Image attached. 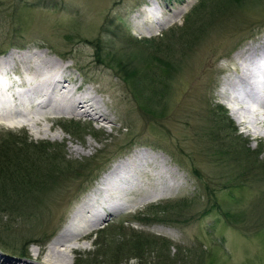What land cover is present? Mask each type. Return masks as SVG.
Wrapping results in <instances>:
<instances>
[{"label":"rangeland","instance_id":"1","mask_svg":"<svg viewBox=\"0 0 264 264\" xmlns=\"http://www.w3.org/2000/svg\"><path fill=\"white\" fill-rule=\"evenodd\" d=\"M195 1L0 0V45L3 44L0 49L6 48L9 43L8 38L9 41L23 46L22 49L13 47L7 49L0 55V62L6 60L4 63L6 66L12 63L17 66V63H24V59L28 56L33 57L38 54L61 62L74 73L77 81L79 80L81 84L86 83L90 92L94 94L99 110L106 115V119L101 122L80 123L82 127H85L84 136H80L79 133H75L74 136L66 134L65 128L55 122L54 118L47 120L40 118L37 120L39 124L34 125L36 127L24 126L21 122L18 125L11 124L10 128L0 126V132L24 130L27 137L35 142L55 143L60 146V155L65 154L70 162L79 163L96 156L98 157L94 161L95 164L106 158L110 159L106 170L117 162L118 158L127 156L133 149L143 145L148 146L145 148H149L152 152L148 151V154L141 157L139 161L147 173L144 178L145 185H142L140 189L137 186L129 187V194L121 195L120 198L127 204L134 203L135 200L139 201V205L135 209L132 208V212L126 215L106 216L105 218L109 220L101 222L99 228L107 223L124 221V225L166 237L171 242L168 256L174 258L170 264H264V181L257 176L255 179L249 177L240 182V179L234 175L237 184L232 188H229L227 183L223 186L215 185L218 189V201L241 210L245 213L244 218L247 216L242 221H236V224L224 222L221 215L215 209L208 208L203 201H200L195 209L193 207L189 210L188 217L192 216V218L184 225L175 222L173 225L155 222L145 225L134 221L135 214L151 204L158 205L161 202H171L182 197L192 200L201 194L199 181L186 169L189 164H195L203 175L212 176L215 173V166L208 164L211 162L203 156L204 154L192 156L194 162L185 157L186 154H194V150L192 147L187 148V144L190 146L191 141L185 144L184 139L197 132L193 125L196 120H199V112L209 98L214 103L222 104L228 116L234 108L239 109L242 122L236 123L232 116L230 118L233 119L238 133L247 137L251 149L258 144L263 146L259 157L264 164V91L259 97H250V101L235 98L240 97L238 94L242 89H240L242 81L237 78V63L233 59V56L248 44L250 46L248 50L246 49V54L247 52L257 53L259 48L260 51H264V40L257 41L261 35H264V23L259 25L258 33L251 35L236 47L238 42L247 35L249 28L261 19L258 17L264 16L261 11L257 13L247 11L245 18H233V26L225 31L218 26L212 30L208 29L206 35L196 43L195 47L182 54L181 71L179 70L176 74L172 92L174 121L169 120L165 124L156 125L149 120L146 121L144 114L123 86V82L110 70L95 65V61L92 60L94 49L90 41L98 39L105 47L114 39L112 34L121 30H125L138 39L157 36L164 29H169L175 24L181 26L186 11L194 5ZM148 12L154 18H146L144 14ZM69 35L71 38L68 40L65 36ZM82 39L85 42L81 41ZM234 47L236 48L233 49ZM59 54H64L65 58L72 56L73 59L63 60ZM11 57L14 62L8 61ZM17 59L19 61H16ZM76 63L80 68L82 67V71H85V79L74 69ZM260 63L263 68L264 64ZM77 64L76 67H78ZM222 90L226 96L231 97L230 100L229 98L221 99L219 93ZM14 104L13 109L22 107L21 104ZM30 119L36 118L30 116ZM185 120L189 122L187 126L183 124ZM43 127L47 128L48 135L42 134ZM128 139L132 140L133 146L122 151ZM155 146L161 148L154 149ZM119 150L122 153H118ZM171 152L176 154V160L171 156ZM189 157L191 158L190 155ZM94 167L93 164L92 168ZM114 168L115 166L109 169V172ZM106 170L99 174V178L86 192L80 191L81 194L75 198L73 196H76L75 193L83 184L82 180L80 178L75 180L74 176H65L66 174L65 177L57 179L55 191L45 194L42 201L35 205L34 211L37 217L16 220L13 227V230L17 228L14 233L19 234L20 240L25 239V241L37 242L50 231L54 234L49 237L45 245L39 242L37 245L28 244L25 250L26 259L18 255L10 256L8 252V254L0 252V264H38L43 262L42 259L48 258L52 262L65 264L66 256L73 264V255L92 250L94 233L99 228L94 231L89 230L83 235L75 234L78 231L76 230L78 223H84L82 220H86V215L80 206L87 200L85 197L87 193L96 194L95 191L99 190L97 183L101 187V179L109 173L103 176ZM167 172H171V175ZM123 174L126 178L129 176V174ZM89 196L92 197L90 194L87 195L88 198ZM232 199L238 200L239 203H232ZM109 200L110 198L101 201L99 205L96 204L92 211L96 212L99 207H102V212L107 214L108 210L105 206L109 204ZM200 212L202 214L198 215ZM69 223L68 234L62 237L63 242L51 248L50 244L56 238L58 239L63 228ZM244 229H248L247 233ZM113 239L110 238L106 242L110 243ZM17 240L16 237L14 241L8 240V242L18 246L20 243H17ZM102 243L104 244V241ZM66 245L73 247L71 252L65 250ZM145 258L148 261L146 264H150L154 260V254L147 255ZM135 262L137 261L133 259L123 261L122 264H135Z\"/></svg>","mask_w":264,"mask_h":264},{"label":"trees","instance_id":"2","mask_svg":"<svg viewBox=\"0 0 264 264\" xmlns=\"http://www.w3.org/2000/svg\"><path fill=\"white\" fill-rule=\"evenodd\" d=\"M247 11L251 13L261 11L263 15L264 0H196L194 5L186 11L181 26L175 24L169 29H164L157 36L138 39L125 30H121L112 34L114 39L105 47L98 39L90 41L94 49L92 60L95 61V65L110 70L123 82V86L144 114L146 121L149 120L156 125L165 124L169 120L174 121L172 92L176 74L179 70L181 71L182 54L195 47L196 43L206 35L208 29L212 30L218 26L225 31L233 26V18H245ZM258 18L263 20L257 19L258 22L249 28L242 40H238L236 47L259 32L258 28L264 23V16ZM65 37L69 40L71 35ZM8 42L6 48L0 49V55L12 47L23 48L9 41V38ZM2 46L3 44L0 45ZM59 56L63 60L73 59L72 56L65 58L64 54ZM75 65L74 69L85 79V71H82V67L80 68L78 64V67ZM204 104V108L199 112V120H196L193 125L197 132L184 139L185 144L191 141L190 146L187 144V148L192 147L194 154H186L185 157L194 162L192 156L204 154L203 156L211 162L208 164L215 166V173L212 176L203 175L195 164H189L186 169L199 181L201 194L192 200L182 197V199L161 202L158 205L151 204L135 214L134 221L138 224L147 225L155 222L173 225L175 222L184 225L192 218V216L188 217L189 210L193 207L195 209L200 201L205 202L208 208L215 209L224 222L236 224V221L247 218V216L244 218L245 213L241 210L218 201V189L215 185L223 186L227 183V186L232 188L237 184L234 175L240 179V182L249 177L255 179V176L264 181V164L259 157L263 146L258 144L254 149L249 147V140L238 133L233 119L227 115V110L222 104L214 103L210 98ZM188 123L185 120L183 124L187 126ZM60 125L65 128L66 134L73 136L76 135L75 133L84 136L83 133L86 132L85 127L76 121H62ZM131 139L126 140L122 151L133 146ZM59 147L55 143L49 144L46 141L35 142L27 137L24 130L0 132L1 253H9L10 256L18 255L26 259L25 250L28 244L37 245L39 242L45 245L54 232L50 231L37 242L20 240L19 234L14 233L17 228L13 230L15 221L23 218L25 220L28 217L35 219V216L37 217L34 211L35 205L42 201L45 194L55 191L57 179L60 177L66 174L65 176H74L75 180L77 178L82 180L83 184L75 193L76 196H73L75 198L83 190L86 192L92 186L111 161L106 158L95 164L94 161L98 157L96 156L79 163L70 162L65 154L60 155ZM159 148L161 147H154V149ZM171 156L177 159L176 154L172 152ZM93 164L94 168H92ZM235 202L239 203L236 199L232 203ZM201 212L198 215H201ZM244 230L247 233L248 229ZM16 237L17 243L21 245L13 246L8 240L14 241ZM110 238L114 239L107 243L106 241ZM93 239L92 250L73 255V264H122L123 261L133 259L137 261L135 264H146L148 261L145 256L150 254H154V260L150 264H170V261H174V258L168 256L171 242L166 237L124 225V221L111 222L102 226L94 233Z\"/></svg>","mask_w":264,"mask_h":264},{"label":"bare ground","instance_id":"3","mask_svg":"<svg viewBox=\"0 0 264 264\" xmlns=\"http://www.w3.org/2000/svg\"><path fill=\"white\" fill-rule=\"evenodd\" d=\"M144 15L146 18H154V16L151 15L150 12H148ZM260 39L264 40V35L263 36L261 35ZM247 47H249V44ZM233 59L237 63V68H236L237 78H239L238 80L242 81V83L240 82V84H241L240 89L242 88L240 90V94L237 93L238 96L240 95V97H235V98H239V99L242 98L245 100L248 99V101H250L251 98H253L254 96L259 97L261 95L262 91H264V67L262 68V64L260 63V62H262L264 64V62H263L264 61V51L259 50V52H257V53L252 52V53L246 54V50H244V48H243V50L238 51L233 56ZM12 60H14V59H12V57H11V59L8 61L12 62ZM24 61H25L24 63H27V64H28V62L31 61V63H34V65H35V67H33L34 68L33 71H30L31 70L30 65L26 68V70L28 69V76H27L24 83L27 84L28 86L30 85L31 86L30 89H32L33 91L35 89V91H36L35 94H36L37 99L42 97V98H40L39 104L41 105L42 108H44L43 112L45 114L64 112L65 114H70V115L74 114V115H77V117H81V118L86 116L88 118V120L91 122H94V121H97V122L100 121L101 122V121H104V119H106V117H105L106 115L103 112H101V110H99L96 99L94 96L86 94V92H82V93L77 94L74 91V86H72L69 82L65 81V79L61 73L59 75L57 72H53V71H49V72H43L42 71L41 67L43 65H46L47 68H49V67L50 68L51 67L60 68L63 66L61 64V62H56V61L52 60V58H49V59L44 58L42 54H38V55L33 56V57L28 56L27 58L24 59ZM5 62H6V60H3L0 62V73H1V75L7 76V70L12 68L13 65L10 64V65L6 66L4 64ZM39 62L41 64H39ZM0 79H1V77H0ZM225 80H224V83H225ZM1 85H2V83L0 80V86ZM9 89H10V87H9ZM223 90L219 93V95L221 96V99H228L229 97L223 93ZM230 98H229V100H230ZM27 99H25V101L19 100V103L23 102V104H26L24 106H23V104H21L22 107L19 109H13V108H11L10 105H9V107L8 106L6 107L7 110H2V108H0V114L3 113V117H5L7 119L11 118L12 121L16 118L22 117L24 119V121H26V123L29 126L36 127L34 125L36 123H38L37 120H39L40 118L35 117L31 113V111H28L30 104H34V103L32 100H27ZM235 100H237V99H235ZM223 103L226 104V102H223ZM30 116H33L36 119L32 120V119H30ZM230 116H232V118L235 120L236 123L242 122V119L240 116V111L238 108H234ZM0 118H2V117H0ZM48 128H50V127H48ZM42 134L48 135L46 127L45 128L43 127ZM144 156H145L144 152L138 151L137 153L133 154L129 158L128 161H125V165L123 163L117 164V166L112 171H110L108 174H106L101 179V181H100L101 187H99L100 189L98 188L100 190V192H106L111 188L113 189V188H118V186H121V185L123 186V184L126 181L125 174H123V173L126 172L127 174L128 173L133 174V173L143 169L141 166V163L139 161H140L141 157H144ZM122 165H124L123 167H125L127 165L128 169H126V171H123L124 170L123 167L122 168L120 167ZM119 168H120L121 172L116 173L117 169H119ZM127 191L129 192V190H127ZM98 200H100V197L89 196V198L87 197V200H85L81 204L80 207H81L84 215H86L85 216L86 223H88V221L90 222V220L93 219V216H95V214L93 213L95 211H92L93 210L92 206H93V202H98V205H99L100 202ZM89 217H91V218H89ZM85 221L82 220V222H85ZM70 223L72 224L71 221H70ZM70 223L68 224V226L63 228L61 234L58 236V239L56 238L54 240V242L50 244L51 248L52 247L54 248L59 243L63 242L62 237H63V235L68 234V231H69L68 229H69ZM64 248L67 252H71L70 250L73 247H71V246L68 247V245H66V246H64ZM65 259H66V260H64L65 264H71L69 257L66 256ZM42 260H43V262L42 263L38 262V264H58L57 261L52 262L49 258L48 259H42ZM60 261H61V259H60ZM28 264H30V263H28Z\"/></svg>","mask_w":264,"mask_h":264}]
</instances>
